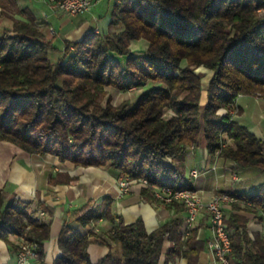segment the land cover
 I'll list each match as a JSON object with an SVG mask.
<instances>
[{
    "label": "trees",
    "instance_id": "trees-1",
    "mask_svg": "<svg viewBox=\"0 0 264 264\" xmlns=\"http://www.w3.org/2000/svg\"><path fill=\"white\" fill-rule=\"evenodd\" d=\"M109 25L120 30L90 29L80 40H64L55 62L49 57L55 46L32 20L14 19L12 28L0 30V140L74 167L108 164L138 181L144 200L176 211L184 210L182 202L164 203L155 190L191 187L183 162L201 137L209 154L264 174V139L230 113L239 111V94L264 95V0H112ZM139 40L144 49L135 53ZM199 66L213 71L204 104ZM145 85L132 105H113L108 98L102 103L107 87ZM75 180L60 172L50 183ZM230 193L243 202L224 209L229 264H264V229L250 234L243 212L264 218V180L255 192ZM52 216L43 201L23 202L0 187V239L14 234L35 242L38 261ZM102 217L111 222L105 243L118 244L120 254L108 252L94 263L88 253L94 233H81L75 224ZM182 223L174 218L148 232L141 217L126 224L113 212L111 198L101 209L88 199L67 211L58 234L61 254L52 264H158L165 239L173 244L165 264L178 258L199 264L200 223L181 237Z\"/></svg>",
    "mask_w": 264,
    "mask_h": 264
},
{
    "label": "crops",
    "instance_id": "crops-1",
    "mask_svg": "<svg viewBox=\"0 0 264 264\" xmlns=\"http://www.w3.org/2000/svg\"><path fill=\"white\" fill-rule=\"evenodd\" d=\"M93 1L92 7L86 13L71 15L64 11H53L48 0H4L5 14L3 13L0 17V25L2 28L10 29L14 19L32 20L35 24L39 21L40 25L37 27L43 33L45 40H51L55 46L54 49L49 50V55L54 52V56L58 59L62 55L64 40H80L90 29L106 33L120 30L118 27L109 25L110 16L108 15H110L112 2L108 4L109 0L104 5L103 0ZM244 96H249V100L264 103L262 97L239 94L235 102L239 109L238 113L234 114L236 120V116L243 111L238 100L240 101ZM261 124L262 122L259 121L258 124L252 122L245 126L257 137L264 139ZM6 149L11 152L6 156L0 154V187L23 202L39 199L53 209L50 237L45 242L43 260L31 259L30 264H52L61 254L58 234L66 219L67 211L79 207L88 199H93V205L101 209L104 198H111L113 212L120 215L126 224L141 217L148 232L171 219L180 218L183 221L185 217L184 210L176 211L161 205L154 206L144 200L140 195L141 185L138 181L129 180L128 190L120 191V181L126 178L111 171L108 164L101 167H74L68 162L58 163L53 155L30 154L10 142L0 140V151H6ZM39 157H46L47 162L31 164V161ZM183 163L189 183L198 190L204 200H209L216 191L255 192L264 180V174L257 169L240 167L217 153L209 154L203 137L199 139L196 146L187 149ZM192 171L196 172L195 176ZM60 172L75 176L76 180L71 183H50V178ZM243 212L250 218L249 233L260 231L258 224L251 218L252 213ZM195 223H200L197 238L204 243L199 254V264H218L206 244V241L211 238V230L205 210L199 214ZM75 227L81 233H94L89 237L88 245L92 262L96 263L108 252L114 256L120 254L118 244L112 243L109 246L105 243L111 228V222L107 218H99L84 227L75 224ZM21 240V237L14 234L8 235L6 240L0 239V264H17V247ZM172 245L171 240H164L158 264H165V255ZM167 264H187V260L178 258L176 261L169 260Z\"/></svg>",
    "mask_w": 264,
    "mask_h": 264
},
{
    "label": "built area",
    "instance_id": "built-area-1",
    "mask_svg": "<svg viewBox=\"0 0 264 264\" xmlns=\"http://www.w3.org/2000/svg\"><path fill=\"white\" fill-rule=\"evenodd\" d=\"M93 2V0H48L53 11H64L71 15L86 13L92 7ZM36 24L40 25V22L36 21ZM230 113L234 115L235 110H230ZM192 174L195 176L196 172L192 171ZM128 181V179L120 181V191L128 190ZM140 182L145 183L146 180L141 178ZM155 196L164 203L173 199L182 202L185 217L179 229L181 237L186 236L199 214L205 210L208 214L211 230V238L206 241V244L218 264H229L227 254L231 246L229 233L226 231L224 224V209L229 208L233 202H239L240 199L228 191H216L209 200H204L198 190L192 186L176 191L164 186L155 190ZM40 214H43V212H40ZM251 218L258 224V230L262 231L264 229V218L258 221L253 214ZM37 256V244L22 239L17 247V264H30L31 259H36Z\"/></svg>",
    "mask_w": 264,
    "mask_h": 264
},
{
    "label": "rangeland",
    "instance_id": "rangeland-1",
    "mask_svg": "<svg viewBox=\"0 0 264 264\" xmlns=\"http://www.w3.org/2000/svg\"><path fill=\"white\" fill-rule=\"evenodd\" d=\"M103 1H104V5H106L109 0H103ZM111 2L112 1L110 0L108 4H110ZM3 13H4L3 12V6L2 7L0 6V17ZM108 16H110V15H108ZM1 29H2V27L0 25V30ZM112 32H114V31H112ZM144 45H145V42L142 40H139L136 43H134V45H133L135 48L134 52L135 53H141L144 49ZM54 55H55L54 52L52 53V55L51 54L49 55L52 62H55V60L57 59ZM195 72L200 73L202 75L201 84H202L203 90H202V97H201L200 103L204 104L206 99H207L206 88L208 86L209 80L213 76V71L209 70L203 66H199L195 69ZM149 85H145L141 88H137L134 90H126V91H121V90H117V89L112 88V87H107L106 88L107 94L102 99V103L104 104L106 99L108 98L113 105H117L120 102L125 101V100L129 101L130 104L132 105L135 102V100L138 98V96L141 93H143ZM262 98H264V95ZM238 104L242 106L243 111H242V113H240V115L236 116L237 120L243 125H246V124H249L252 122H255L258 124V122L260 121V123L262 122L261 127L264 130V118H263V116H264L263 115L264 103H260V102H257L255 100H249V96H244V97H242V99L240 101L238 100ZM165 115L169 116V111H166ZM10 152L11 151H9V149H6V151H0V154H2V155L5 154V156H6V155L10 154ZM34 162L35 163L40 162L42 164L43 163L45 164L47 162V160H46V157H44V158L39 157V158L31 161V164L35 165ZM57 162L62 163L59 160H57Z\"/></svg>",
    "mask_w": 264,
    "mask_h": 264
}]
</instances>
